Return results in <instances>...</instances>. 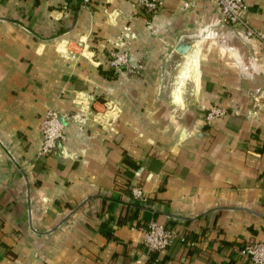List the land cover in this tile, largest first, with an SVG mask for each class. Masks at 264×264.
Returning a JSON list of instances; mask_svg holds the SVG:
<instances>
[{
    "label": "crops",
    "instance_id": "obj_1",
    "mask_svg": "<svg viewBox=\"0 0 264 264\" xmlns=\"http://www.w3.org/2000/svg\"><path fill=\"white\" fill-rule=\"evenodd\" d=\"M154 1L0 0V264H248L237 248L264 241V0L242 13L261 40L215 0ZM48 108L63 137L39 156ZM152 220L192 244L149 251Z\"/></svg>",
    "mask_w": 264,
    "mask_h": 264
},
{
    "label": "built area",
    "instance_id": "obj_2",
    "mask_svg": "<svg viewBox=\"0 0 264 264\" xmlns=\"http://www.w3.org/2000/svg\"><path fill=\"white\" fill-rule=\"evenodd\" d=\"M88 1L80 0V3L84 5ZM137 2L146 11L154 13L156 8L154 0H137ZM215 3L219 14V22L233 28L236 26L241 27L244 32V38H257L260 40L263 38L262 32L249 26L242 16L244 0H215ZM109 56L112 59L108 63L114 70H119V67L127 62L124 54L109 52ZM225 113L224 108L213 106L205 112L204 121L210 122L217 117L223 116ZM62 118L63 115L54 108H48L45 111L39 124L41 140L36 151L37 155L44 156L52 152L57 141L63 137L62 123L60 121ZM131 195L134 200H144V196L139 187L131 188ZM175 243L189 246L192 244V240L172 226L153 220L147 222L142 228V244L149 251L163 250ZM236 252L240 257L245 258L248 264H264V241L245 243L238 247Z\"/></svg>",
    "mask_w": 264,
    "mask_h": 264
},
{
    "label": "rangeland",
    "instance_id": "obj_3",
    "mask_svg": "<svg viewBox=\"0 0 264 264\" xmlns=\"http://www.w3.org/2000/svg\"><path fill=\"white\" fill-rule=\"evenodd\" d=\"M135 1L138 4L137 0H135ZM147 13L150 16H153V14H154L153 12H150V11H147ZM109 52H113L115 54H124L125 55V57L127 58V62H126V64H122L120 66V67H124L125 68V70H124L125 71V74H127V75H134V74L137 75L138 73L141 72V70H142L141 62H138V61L132 62L130 60L129 54H128V52L126 50H120V51H118V50H109L107 52L106 56H105L107 67H110L108 61H110L112 59V57L109 56ZM180 58H181V56H180ZM180 58L178 59L177 62H175V65H174L173 69H171V76H170V78L168 80H166L165 82L162 83V85H163L162 86L163 92H166L167 93V95H168L167 98H170L169 97V92L176 85V82L175 81H177L176 80L177 79V75L180 72V67H179L180 66V63H181V59Z\"/></svg>",
    "mask_w": 264,
    "mask_h": 264
},
{
    "label": "water",
    "instance_id": "obj_4",
    "mask_svg": "<svg viewBox=\"0 0 264 264\" xmlns=\"http://www.w3.org/2000/svg\"><path fill=\"white\" fill-rule=\"evenodd\" d=\"M194 55V46L190 48V46L187 48V50L182 52L181 55V63H180V69L183 67L184 63L189 60Z\"/></svg>",
    "mask_w": 264,
    "mask_h": 264
},
{
    "label": "trees",
    "instance_id": "obj_5",
    "mask_svg": "<svg viewBox=\"0 0 264 264\" xmlns=\"http://www.w3.org/2000/svg\"><path fill=\"white\" fill-rule=\"evenodd\" d=\"M134 167H136V166L134 165Z\"/></svg>",
    "mask_w": 264,
    "mask_h": 264
}]
</instances>
